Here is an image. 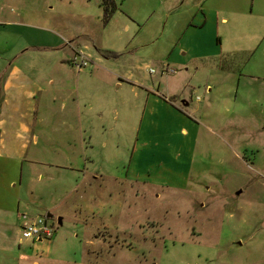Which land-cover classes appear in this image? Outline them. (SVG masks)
I'll list each match as a JSON object with an SVG mask.
<instances>
[{
    "label": "rangeland",
    "instance_id": "374dc122",
    "mask_svg": "<svg viewBox=\"0 0 264 264\" xmlns=\"http://www.w3.org/2000/svg\"><path fill=\"white\" fill-rule=\"evenodd\" d=\"M200 1L111 0L113 11L104 18L102 0H0V100L10 65L42 88L34 102L37 141L29 140L25 158L1 175L0 192L3 202H19V214L50 213L46 220L54 227L50 239L31 242L20 232L18 214L17 227L12 222L0 233V264H264V134L244 130L248 123L240 121L235 88L229 94L224 86L230 83L219 82L209 65L162 73L165 62L182 57L180 39L199 23ZM248 1L223 5L239 10ZM212 27L206 24V30ZM70 49L90 60L87 74L93 70L86 80L87 106L80 110L85 121L76 128L60 110L65 86L52 83L62 74L59 63L71 59ZM113 68L145 86L161 80L186 92L188 113L200 107L197 146L189 126L182 132L178 123L160 125V134L146 137L150 147L129 167L135 132L124 119L132 121L138 109L134 118L121 105L109 116L105 112L103 127L95 115L100 98L110 109L118 99H131L129 88L109 81ZM28 101L24 97L16 106L19 121L33 108ZM222 128L236 130L245 145L243 161L230 152L234 131L227 137ZM84 172L139 174L151 185L84 182Z\"/></svg>",
    "mask_w": 264,
    "mask_h": 264
},
{
    "label": "crops",
    "instance_id": "0c3cea01",
    "mask_svg": "<svg viewBox=\"0 0 264 264\" xmlns=\"http://www.w3.org/2000/svg\"><path fill=\"white\" fill-rule=\"evenodd\" d=\"M225 1L204 0L199 2L201 5L198 9L199 23L190 24L192 32H188L189 29H186L180 39L182 57L171 62H165L164 70L166 68L172 69L174 70L172 73H174L178 70L188 71L189 68H193L197 71L203 66V63L209 65L212 72L218 76L219 82L230 83L228 88L224 86L229 94H232V89L235 88V99L240 98V115L243 116L240 121L248 123L247 126H252V123L255 126L250 129L246 126L244 130L264 134V0H249L248 4L239 10L233 9V6L230 5L224 7ZM207 23L213 25L212 29L206 30ZM74 51L70 49L71 54ZM67 63L65 61L59 63L62 74L60 77L55 76L52 83L65 86L67 93L65 97L67 98H64L60 110H63L66 122L76 128L85 121L80 110L87 106L85 100L88 89L86 80H89V76H92L93 70L91 69V74H87V70H76L68 61ZM201 69L204 70L205 67ZM164 70L162 73H170ZM55 71L58 70L55 68ZM65 73L69 74L65 75ZM126 74H121L113 68L109 81L113 83L115 88H129L128 93L132 95L131 99L124 98V102H119L118 99L117 103L110 109L104 107L100 98V109L95 115L98 118V123L103 127L105 121H107L106 114L109 116L118 110L119 105L123 107V114L127 117L130 113H133L134 118L135 110L138 109V116L132 121L124 119L127 123L132 124V129L135 132L129 167L135 155L138 153L141 155L145 149L150 147L149 143H145L149 134L153 131L156 132V136L160 134L162 131L160 125L164 129H168L170 123H178L182 132H187L185 126H189L194 132L193 141L197 146V136L200 129L197 126L199 116L196 113L199 112L200 107L192 106L191 115L188 113L190 102L186 100V92H183L177 85L172 87L165 84L164 86L161 80H157L151 86H145L139 83V80L132 79L130 74ZM161 77L162 75H160ZM41 89L39 81L29 76L22 68L10 65L6 69L0 100V159H2L0 162V177L2 174L14 171V164L25 158L29 140L37 141V137L32 133L36 110L34 102L38 95L42 93ZM205 91L208 94L213 92L211 83H206ZM24 97L29 99L30 107L33 105V108H29V112L23 119L20 117L19 121L16 106ZM54 97L53 95V102L57 98L54 99ZM127 100L131 101L125 105ZM187 117L193 120L192 124L189 123L190 120ZM16 121L19 123L16 127H13ZM125 127L127 128V125ZM222 130L225 131L227 137L229 131H234L232 133L233 142H230L232 147L230 152L232 156L243 161L241 150L245 145L236 138V130L232 128H222ZM207 131L216 133V129L212 128L211 125L207 126ZM141 135L145 138L139 141ZM236 140H239V142H236ZM171 143L172 141L168 142L169 145ZM79 155H82V152ZM4 159L6 162H3ZM82 174L84 182H87L88 179L96 181L97 179L106 178L113 181L133 183V185H151L147 179H141L139 174L132 178L127 176L109 177L100 173L86 175V172H84ZM160 187L167 189L168 185ZM100 194H102V191ZM2 198L3 194L0 192V233L6 234L8 230L3 228L10 229L12 222V225L17 227L16 222L19 220L18 214L21 209L18 201L13 203L3 202L4 199ZM17 243H21L19 238Z\"/></svg>",
    "mask_w": 264,
    "mask_h": 264
},
{
    "label": "built area",
    "instance_id": "2783aa9c",
    "mask_svg": "<svg viewBox=\"0 0 264 264\" xmlns=\"http://www.w3.org/2000/svg\"><path fill=\"white\" fill-rule=\"evenodd\" d=\"M69 64L76 70H81L89 65L90 60L82 53L72 55L68 60ZM164 71L172 73L174 70L166 68ZM22 220L20 225L21 234L31 242L50 239L54 233V227L46 220V216L30 217L26 214H19Z\"/></svg>",
    "mask_w": 264,
    "mask_h": 264
},
{
    "label": "trees",
    "instance_id": "16d2710c",
    "mask_svg": "<svg viewBox=\"0 0 264 264\" xmlns=\"http://www.w3.org/2000/svg\"><path fill=\"white\" fill-rule=\"evenodd\" d=\"M108 5H111V0H102L104 18L108 17L111 14V12L113 11V7L111 6V8H109ZM108 55H111L112 57L117 56L115 54H108Z\"/></svg>",
    "mask_w": 264,
    "mask_h": 264
},
{
    "label": "water",
    "instance_id": "95a60500",
    "mask_svg": "<svg viewBox=\"0 0 264 264\" xmlns=\"http://www.w3.org/2000/svg\"><path fill=\"white\" fill-rule=\"evenodd\" d=\"M46 217H47V218L51 217V214H49V213L46 214ZM60 222H61V220H60V218H58V224H60Z\"/></svg>",
    "mask_w": 264,
    "mask_h": 264
}]
</instances>
